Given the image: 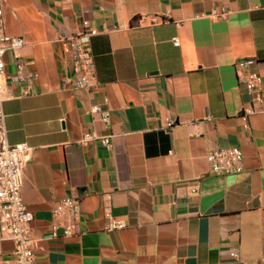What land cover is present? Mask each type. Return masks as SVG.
Here are the masks:
<instances>
[{"label":"crops","instance_id":"crops-1","mask_svg":"<svg viewBox=\"0 0 264 264\" xmlns=\"http://www.w3.org/2000/svg\"><path fill=\"white\" fill-rule=\"evenodd\" d=\"M4 15L26 40L6 55L4 113L9 142L32 149L23 197L38 264H264V100L246 87L256 72L264 93V0H7ZM85 20L93 90L76 87L67 44ZM87 133L112 146L81 144ZM233 146L244 171L212 174L209 153ZM69 195L78 232L55 238ZM0 264H18L14 242L0 240Z\"/></svg>","mask_w":264,"mask_h":264},{"label":"built area","instance_id":"built-area-1","mask_svg":"<svg viewBox=\"0 0 264 264\" xmlns=\"http://www.w3.org/2000/svg\"><path fill=\"white\" fill-rule=\"evenodd\" d=\"M7 0H0V240L12 241L15 244V255L18 264H38L36 261V249L39 240L36 238L33 227V215L30 212L23 197L24 170L31 160V147L27 144L12 145L8 139L6 115L4 103L12 96L7 87V66L6 55L9 51L18 52L26 45V40L21 36H12L4 15V8ZM228 12L224 9L215 14L222 18ZM84 30L67 39L68 52L71 55L72 68L75 84L78 89L93 90L97 86V65L93 51L92 38L94 35L91 23L83 21ZM176 46L181 43L178 38L174 39ZM250 62H239L240 68H245ZM20 69L23 65H19ZM246 87L252 96L254 103H261L264 100L263 77L256 72L246 75ZM93 112L111 123V113L95 106ZM255 108L245 109L242 118L246 121L245 128L249 129V118L256 114ZM175 121L169 120L168 127L175 125ZM112 134L96 135L87 133L81 140V144L88 145L94 141H101L105 146H112ZM210 172L214 175H234L244 171V152L238 146L219 148L208 155ZM198 187V186H197ZM55 219H65L64 224H55L54 237H59V230L62 229V237L70 238L78 232L79 220L81 217V200L74 196H67L58 202L53 210ZM122 225L113 219L108 226L109 229H116Z\"/></svg>","mask_w":264,"mask_h":264}]
</instances>
